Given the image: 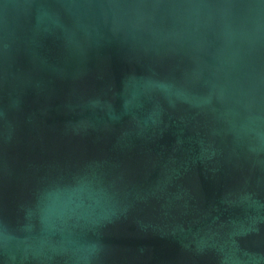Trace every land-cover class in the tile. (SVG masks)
Segmentation results:
<instances>
[{"label": "water", "instance_id": "water-1", "mask_svg": "<svg viewBox=\"0 0 264 264\" xmlns=\"http://www.w3.org/2000/svg\"><path fill=\"white\" fill-rule=\"evenodd\" d=\"M0 264H264V0H0Z\"/></svg>", "mask_w": 264, "mask_h": 264}]
</instances>
